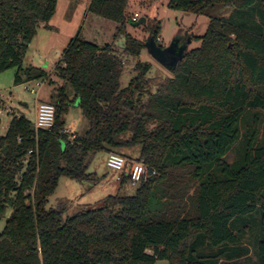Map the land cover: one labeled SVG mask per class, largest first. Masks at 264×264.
I'll list each match as a JSON object with an SVG mask.
<instances>
[{
    "label": "trees",
    "instance_id": "1",
    "mask_svg": "<svg viewBox=\"0 0 264 264\" xmlns=\"http://www.w3.org/2000/svg\"><path fill=\"white\" fill-rule=\"evenodd\" d=\"M56 4L0 0V73L16 69L15 85L46 79L22 63ZM167 6L209 20L170 75H149L151 65L139 60L145 42L125 33L119 51L78 35L53 70L61 81L50 95L53 127L36 130L12 116L0 135V264H245L252 251L251 263L264 264V0ZM127 7L90 0L87 11L120 35ZM223 9L229 15L217 16ZM159 29L149 31L155 42ZM125 60L135 76L122 88ZM75 104L89 125L82 136L64 129ZM136 147L137 159L121 152ZM101 152L143 161L135 194L107 196L71 216L66 201L48 209L60 177L95 181L88 168Z\"/></svg>",
    "mask_w": 264,
    "mask_h": 264
},
{
    "label": "rangeland",
    "instance_id": "2",
    "mask_svg": "<svg viewBox=\"0 0 264 264\" xmlns=\"http://www.w3.org/2000/svg\"><path fill=\"white\" fill-rule=\"evenodd\" d=\"M90 0H57L54 15L49 20L47 27L40 26L36 36L26 49L23 57V68L31 66L46 72V79L25 82L15 85L14 79L16 69H8L0 73V110H11V115H24L33 123L34 105L37 100L52 103L50 95L61 86V81L56 77L54 68L59 62L64 50L71 40L76 36H82L85 40L99 46L105 44L113 45L115 50H122L124 44V33L130 37L145 42L149 36L151 27L159 24L158 36L161 41L160 47L170 46L174 40L188 37L191 42L186 50L199 46V42L192 41V38L204 35L208 18L194 14L174 11L168 8L169 0H128L126 17L129 20L136 13L145 22L134 26L127 23L125 31L118 35L116 26L99 17L91 15L87 9ZM230 9L217 11V16L229 15ZM139 60L148 62L151 65L149 75L162 74L170 75L169 71L161 64L153 60L145 49L141 52ZM121 76V87H126L129 81L135 76L133 71L134 62L129 60ZM33 90V91H31ZM70 90V89H69ZM71 97L72 92L70 91ZM25 105V106H24ZM11 116L5 115L0 120V135H5ZM88 121L82 114L81 109L75 104L70 107L64 115V129L67 135L82 136L88 130ZM124 154L131 157L139 156V148L122 150ZM236 152L228 154L227 160L232 162ZM107 153L101 152L93 158L88 172L94 174L95 181L77 182L67 177H60L56 189L49 197L47 208H55L59 201L68 203L67 215L71 216L81 209H95L101 206L103 199L107 196H133L137 184L130 181L123 185L117 181L122 173L109 169L106 165ZM10 211L5 213L8 217ZM5 225V218L0 219V233ZM251 261L245 264H252L254 260L253 251L250 253ZM155 264H167L164 260L156 261Z\"/></svg>",
    "mask_w": 264,
    "mask_h": 264
},
{
    "label": "built area",
    "instance_id": "3",
    "mask_svg": "<svg viewBox=\"0 0 264 264\" xmlns=\"http://www.w3.org/2000/svg\"><path fill=\"white\" fill-rule=\"evenodd\" d=\"M139 19L137 14H133L129 19L130 23H135ZM161 41L160 37L156 38V42ZM33 91V90H31ZM5 115H11L10 109H5L3 113L0 110V120ZM55 119V106L49 102H39L35 107V116L33 121V126L36 130H50L53 127ZM11 120V119H10ZM106 165L109 169L125 174L129 177V181L135 185L139 183L147 174L146 166L141 160H129L126 157L110 152L106 158ZM120 177H117L119 181Z\"/></svg>",
    "mask_w": 264,
    "mask_h": 264
},
{
    "label": "water",
    "instance_id": "4",
    "mask_svg": "<svg viewBox=\"0 0 264 264\" xmlns=\"http://www.w3.org/2000/svg\"><path fill=\"white\" fill-rule=\"evenodd\" d=\"M145 22L144 18H141L135 23H132L134 26H138ZM191 40L188 37L186 40L183 38L174 40L173 43L166 47H160L156 44L153 36L149 35L145 41V51L149 54V56L161 64L167 70L176 66V63L182 60L185 51H187L188 44H190ZM175 48L178 49L174 50ZM172 55V56H169Z\"/></svg>",
    "mask_w": 264,
    "mask_h": 264
},
{
    "label": "crops",
    "instance_id": "5",
    "mask_svg": "<svg viewBox=\"0 0 264 264\" xmlns=\"http://www.w3.org/2000/svg\"><path fill=\"white\" fill-rule=\"evenodd\" d=\"M134 14H136V13H134ZM138 15V14H137ZM42 26V25H41ZM39 102H43V101H39V100H37L36 102H35V105H34V116H35V107H36V105H37V103H39ZM25 106V105H24ZM17 117H19V116H21V115H16ZM24 116V115H23ZM132 159H137V157H132Z\"/></svg>",
    "mask_w": 264,
    "mask_h": 264
},
{
    "label": "flooded vegetation",
    "instance_id": "6",
    "mask_svg": "<svg viewBox=\"0 0 264 264\" xmlns=\"http://www.w3.org/2000/svg\"><path fill=\"white\" fill-rule=\"evenodd\" d=\"M174 50H177V51H178V49H177V48H175ZM169 56H172V55H169Z\"/></svg>",
    "mask_w": 264,
    "mask_h": 264
}]
</instances>
